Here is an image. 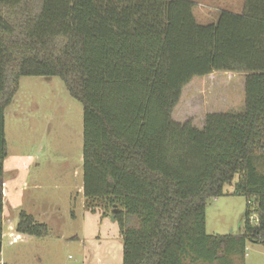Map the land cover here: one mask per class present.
Masks as SVG:
<instances>
[{
    "label": "trees",
    "instance_id": "1",
    "mask_svg": "<svg viewBox=\"0 0 264 264\" xmlns=\"http://www.w3.org/2000/svg\"><path fill=\"white\" fill-rule=\"evenodd\" d=\"M198 24L188 0H0V241L4 111L22 77L59 78L82 105V195L115 209L122 264H230L264 245V0ZM244 75L241 112L172 119L183 88ZM245 199L237 235H208L210 199ZM18 235L48 226L21 210Z\"/></svg>",
    "mask_w": 264,
    "mask_h": 264
},
{
    "label": "rangeland",
    "instance_id": "2",
    "mask_svg": "<svg viewBox=\"0 0 264 264\" xmlns=\"http://www.w3.org/2000/svg\"><path fill=\"white\" fill-rule=\"evenodd\" d=\"M198 24L214 23L224 0H188ZM224 1V2H223ZM240 0H231V4ZM5 108L6 158L2 186L3 264H122V243L110 208L94 203L85 208L82 195V105L57 77H22ZM240 80L224 72L194 78L172 111L173 121L201 129L210 113L240 111ZM240 107V108H239ZM239 108V109H238ZM234 177L226 195L210 199L205 208L208 235H237L245 199L234 195ZM21 210L45 221L48 234L29 237L15 232ZM115 215V214H114ZM44 217V218H43ZM12 230V231H11ZM8 242H11L8 243ZM263 246L250 245L244 264H264ZM247 252V253H248Z\"/></svg>",
    "mask_w": 264,
    "mask_h": 264
},
{
    "label": "crops",
    "instance_id": "3",
    "mask_svg": "<svg viewBox=\"0 0 264 264\" xmlns=\"http://www.w3.org/2000/svg\"><path fill=\"white\" fill-rule=\"evenodd\" d=\"M225 1V0H224ZM223 1V2H224ZM225 4L226 5H228V7H229V9H234V10H237V11H239V12H241L242 11V6H243V2H242V0H240V2H239V5L237 4V3H234V4H231V0H226L225 1ZM224 73H227V74H229L230 76H233L234 78H238L239 80H240V106L242 105V101H243V106H242V108H241V110L240 111H233V112H241L242 110H243V108H244V75H241V74H235V73H228V72H224ZM213 74V73H212ZM240 108V107H239ZM238 108V109H239ZM28 213H30V212H28ZM31 215H33L34 216V218L36 219V220H38L37 218H36V216H35V214L34 213H30ZM4 217H5V215H4ZM44 218V217H43ZM6 221V220H5ZM39 222H43V221H41V220H38ZM46 221V220H45ZM45 221L43 222V223H45ZM7 222V221H6ZM46 224V223H45ZM12 231V230H11ZM210 235H213V234H210ZM250 245H256V246H263L264 247V245H261V244H250V243H248L247 245H246V249H245V254H244V256H243V259H239L238 257H234V258H232V259H230V261H229V263L230 264H244L245 263V261H246V259L248 258V254H249V250H248V248H249V246ZM248 252V253H247ZM255 252L256 253H259V252H261L260 251V249H256L255 250ZM261 254H264L263 252H261ZM213 264H216V263H213Z\"/></svg>",
    "mask_w": 264,
    "mask_h": 264
},
{
    "label": "water",
    "instance_id": "4",
    "mask_svg": "<svg viewBox=\"0 0 264 264\" xmlns=\"http://www.w3.org/2000/svg\"><path fill=\"white\" fill-rule=\"evenodd\" d=\"M115 212H116V210L113 208V210H112L113 216L111 217V221L114 220V214H115ZM0 252H1V241H0ZM0 262H1V253H0Z\"/></svg>",
    "mask_w": 264,
    "mask_h": 264
},
{
    "label": "built area",
    "instance_id": "5",
    "mask_svg": "<svg viewBox=\"0 0 264 264\" xmlns=\"http://www.w3.org/2000/svg\"><path fill=\"white\" fill-rule=\"evenodd\" d=\"M8 243H10L11 244V242H8ZM0 264H3L2 262H0Z\"/></svg>",
    "mask_w": 264,
    "mask_h": 264
}]
</instances>
